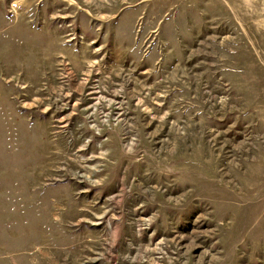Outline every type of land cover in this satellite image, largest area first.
I'll use <instances>...</instances> for the list:
<instances>
[{
  "label": "rangeland",
  "instance_id": "374dc122",
  "mask_svg": "<svg viewBox=\"0 0 264 264\" xmlns=\"http://www.w3.org/2000/svg\"><path fill=\"white\" fill-rule=\"evenodd\" d=\"M0 264H264V0H0Z\"/></svg>",
  "mask_w": 264,
  "mask_h": 264
},
{
  "label": "crops",
  "instance_id": "0c3cea01",
  "mask_svg": "<svg viewBox=\"0 0 264 264\" xmlns=\"http://www.w3.org/2000/svg\"><path fill=\"white\" fill-rule=\"evenodd\" d=\"M1 41V40H0Z\"/></svg>",
  "mask_w": 264,
  "mask_h": 264
}]
</instances>
